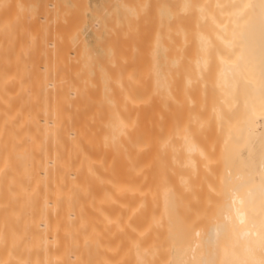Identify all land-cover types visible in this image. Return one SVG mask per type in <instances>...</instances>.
Instances as JSON below:
<instances>
[{"label":"bare ground","instance_id":"obj_1","mask_svg":"<svg viewBox=\"0 0 264 264\" xmlns=\"http://www.w3.org/2000/svg\"><path fill=\"white\" fill-rule=\"evenodd\" d=\"M22 1L0 0V264H185L201 240L215 261L220 238L264 264V0H170L162 67L97 62L61 0ZM215 116L223 202L200 225Z\"/></svg>","mask_w":264,"mask_h":264},{"label":"rangeland","instance_id":"obj_2","mask_svg":"<svg viewBox=\"0 0 264 264\" xmlns=\"http://www.w3.org/2000/svg\"><path fill=\"white\" fill-rule=\"evenodd\" d=\"M23 1H22V3H23ZM27 1H24V3L26 2L25 10H27V11L29 10L28 12L32 11L31 14L33 17L35 15H36V17H39V15H40L39 13L42 12V10H41L42 8H38V6L42 7L43 5H47V4H43V3L48 2V0H46V1L41 0V2H43V3L39 2L40 0H34V1L27 0ZM51 1L52 0H49L50 4L48 2V5H50L52 7ZM58 1L59 0H56V2H55V5H57V6H53V8H55V9L52 13L53 14L55 13L54 14L55 18H56V16L58 17V14H59L60 15L59 16L60 18L58 17L59 20H61V22L64 21V23L66 22V24L68 22V24H69L72 22L66 21L67 18L70 15H72L73 17L72 16L69 17V19L71 20L72 18H74L75 15H77L75 17L76 19L74 18L72 20L74 22L73 24H75V22H76L75 26L77 25L76 26V27H78L77 30H79L78 35L82 36L80 41H82L83 43L82 42L79 43L78 39L75 41H78L77 43H79L83 46L85 44V49L87 48L86 51L89 50V51H87V53L92 54L95 61L100 62V61L105 59V56H106L105 53H107V47L119 46L121 48L125 47V49L123 50V55H124V58H128V60H131L132 59L131 57L137 55L139 58V60H137V61L141 60V63H143L144 67L152 66V65L153 66L157 65L159 67H162V60H163V47L162 46L164 43L163 40H165L164 38H165V34H166L165 31L166 30L165 31L164 30L160 31V30L162 29V27H164V29H165V27L168 26V25L166 26V24H168L167 19L169 18L168 12H169L170 0H165V1L154 0V3H153V0H80V1L79 0H63V2L61 0L59 2L61 3L60 6L63 4V8H62V6L61 7L59 6ZM111 1H113V2L111 3ZM39 3H41L43 5L40 6ZM53 3H54V0H53ZM109 3H111V4H109ZM151 3H153L154 5ZM36 4H39V5H36ZM150 5H152V7L154 6L153 8L155 10H152L153 8ZM107 6H110V8H108ZM24 7H25V4H24ZM43 7H45V6H43ZM57 7L62 8L61 12L58 13V11H60V10H57ZM136 8H138V10ZM215 8H214V10L217 11V8L216 9ZM38 11H39V13H37ZM45 11H46V9H45ZM51 11H52V9L50 8L49 10H47L44 13L42 12L41 14L45 15V13H46V15H48L50 13L49 16H52ZM150 11L152 13H150ZM153 11H154V13H153ZM34 12H36V13H34ZM138 12H139V14H138ZM143 12H144V16H142L143 14H141ZM37 14H39V15L37 16ZM65 16H68V17H66V20H64ZM140 16L142 17V19H140L141 18ZM62 17H63V19H62ZM150 17H152V18L150 19ZM155 19H157V20H155ZM136 20H138V21L136 22ZM141 20L144 22H142ZM146 21L148 24L146 23ZM109 22H112L113 24L109 23ZM64 23H63V25H65ZM93 23L95 25H93ZM150 23L152 26L150 25ZM142 24L144 25L143 29H141ZM156 24H157V26L155 27ZM61 25H62V23H61ZM136 25H137V27H136ZM145 25L147 26V28L149 27L150 29H146ZM65 27H67V26L65 25ZM153 28H154V30H152ZM98 29H99V31H98ZM116 29L119 31L117 32ZM145 29H146V32H148V34L145 32V35H144ZM128 30H129V32H128ZM137 32L139 33V35ZM141 33H142V36L140 35ZM135 35H138L137 37H139V38H137ZM148 35H150V36L148 37ZM79 36L77 38H80ZM120 36L123 37V39H125V40H121ZM134 36H135V39H134ZM145 36H146V38H145ZM151 36H154V38ZM126 37H127V39H126ZM118 38H120L119 41H118ZM128 38H129L130 42H127ZM148 38H150V39H148ZM105 39L107 41L108 40H110V41L107 42ZM133 39H134V41H133ZM138 39H140L141 41H139ZM146 39H148V40H146ZM143 40H145V41H143ZM113 42H116L118 45H116V43H113ZM133 42H135L134 45H133ZM136 42H138V43H136ZM77 43H76V45H77ZM122 43H124V44H122ZM144 43L146 46L144 45ZM104 44H105V46H104ZM142 46L145 49L141 48ZM135 49H136L137 53L134 51ZM124 51H126L127 54L124 53ZM138 51H140L141 54ZM139 55L141 57H139ZM137 56L133 57L134 60H136L135 58ZM148 56H150V57H148ZM145 63H146V65H145ZM213 79H214V72H213V70H209L208 75H207V79H206L207 82L204 84L205 85L204 87H202L201 81H196L192 84H194V86H196L197 92L200 91V92H205L208 94H212V93L215 94V93L219 92V89H217L215 86L212 85ZM214 118H215V120H214L212 129H211V133H212V136L215 138V142H216V144H215V155L216 156H215V159L212 163L211 171L205 169V183L202 186V188L200 189L201 199H200L199 205L201 206V208L204 211V215L198 219V222H199L198 224H200V225L209 224L210 221L212 220L211 216L214 215L218 211V209L220 208V206L222 205V202H223L222 197L224 194L223 177H224V171H225L224 170L225 159L223 157L222 151H223V146H224L225 142L227 141L228 135H226L225 130L223 128L224 122L221 123L223 125V126H221L217 117L215 116ZM192 233L193 232H190L189 236L190 235L194 236V234H192ZM219 242H220L222 247L217 251V258L215 261H213L211 259L212 255H213L211 248L207 249L205 242L201 240L200 246H197L195 250L191 251V253L189 254V257H188L189 259L187 262H185V264H235L234 262H235V259L237 260V258H238L237 256H238V252H240V249H236L234 244H230V245L223 244L224 240L221 238L219 239ZM208 246H210L209 243H208ZM181 251H182L181 255L183 256V254L185 253V250H181ZM203 255L205 257V260H203V258H202Z\"/></svg>","mask_w":264,"mask_h":264}]
</instances>
